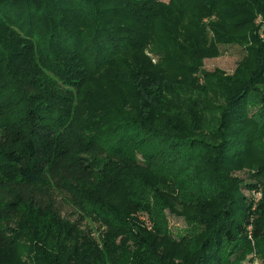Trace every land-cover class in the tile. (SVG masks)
I'll return each mask as SVG.
<instances>
[{
    "label": "trees",
    "instance_id": "trees-1",
    "mask_svg": "<svg viewBox=\"0 0 264 264\" xmlns=\"http://www.w3.org/2000/svg\"><path fill=\"white\" fill-rule=\"evenodd\" d=\"M260 13L264 0H0V251L36 217L91 219L127 199L155 229L132 226V250L105 242L112 264H241L250 237L264 261V197L255 210L239 203L229 173L249 151L264 155ZM251 25V69L204 70L219 40L250 43ZM174 201L190 230L168 254L157 222Z\"/></svg>",
    "mask_w": 264,
    "mask_h": 264
},
{
    "label": "rangeland",
    "instance_id": "rangeland-1",
    "mask_svg": "<svg viewBox=\"0 0 264 264\" xmlns=\"http://www.w3.org/2000/svg\"><path fill=\"white\" fill-rule=\"evenodd\" d=\"M164 3H169L170 0H161ZM251 1V0H250ZM251 4V3H250ZM226 10L225 7L220 6V11ZM264 13L256 15L253 19L254 25L258 28V35L261 40H264V22L262 21ZM236 19L221 22L220 25L234 26ZM203 25L208 26L210 20L204 18L202 21ZM234 30V28H233ZM253 30V25L250 27V43L239 40L235 45L227 44L226 40H219L222 42L220 44V53L215 57H207L204 59V70L207 72H214L220 70L224 74L234 75L241 70V67H253L251 59L253 58L252 50L255 47V43L251 39V33ZM227 30H222L221 33ZM228 38H230L229 33ZM213 37V35L211 34ZM240 36L247 38V31L239 33L235 36ZM216 38V37H215ZM152 57L151 55H149ZM155 62V59L154 61ZM204 73L200 74L203 78ZM252 108V107H251ZM256 108H252L251 113H254ZM257 112V111H255ZM259 135L264 134V127L259 130ZM214 152V151H212ZM213 153L208 156L212 157ZM137 158L142 160V155L137 153ZM206 170L204 166L203 169ZM261 170V172H259ZM200 175L201 171L198 172ZM230 173L231 179H236L241 185L235 189V196L238 197L239 203L243 200L241 198H246L252 203V210H255L257 205L262 201L264 197V155L255 152L254 155L249 153L247 158L243 162L235 163L232 167ZM184 186L189 187L193 193H197L201 190L192 181H185ZM258 187L255 189V187ZM85 196V195H84ZM87 196L89 201L90 196ZM133 197V195H132ZM131 195L129 199H133ZM125 202V206L118 205L112 208V205H106L107 212L109 215H103L100 217L93 216L91 219L86 218L85 214H79L74 209H68L62 214L61 222L59 224L53 222L46 217L34 218L32 230L28 233V236L22 240L20 246L13 250L0 251V264H112L109 262L104 254L105 242L114 243L116 246H121L125 251L132 250L133 243V232L132 226H137L138 228L148 231H154V224L149 223L142 217L139 218L135 215L132 208V201ZM164 200L163 202H165ZM94 202V201H93ZM189 202V200H188ZM194 202V201H193ZM183 206V205H182ZM187 211L181 208L180 202L174 201V209L171 211L163 210L161 215V220L157 222V226L161 228L164 234L169 235L174 242L173 245L162 243L161 249H164L168 254H177L179 251L180 241L187 239L188 231L190 230V223L185 218ZM191 214V213H189ZM128 219V220H127ZM131 219L127 229H125V223ZM254 219V218H253ZM264 222V218H262ZM53 224V225H51ZM145 225V226H144ZM42 227V228H41ZM146 227V228H145ZM42 229V230H41ZM36 230L42 232L43 239L38 245V249L34 248V240L37 238ZM252 227H249V232H251ZM34 234V235H33ZM40 235V234H39ZM36 236V237H35ZM45 242L43 243L42 241ZM252 247L254 248V240L250 237ZM252 250L246 255V257L241 261V264H264V261H260L256 252ZM255 251V250H254ZM253 252V253H252ZM90 253V254H88ZM86 254L90 259L86 258ZM123 256L127 260L131 258H137L141 262L139 255L132 254ZM114 257L119 258V262L126 264V259L121 261V255L117 254ZM111 260V258H110Z\"/></svg>",
    "mask_w": 264,
    "mask_h": 264
}]
</instances>
